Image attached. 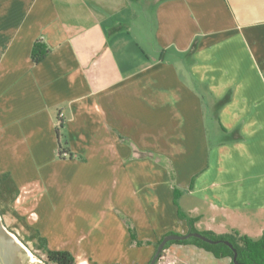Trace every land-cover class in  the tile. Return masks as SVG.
Masks as SVG:
<instances>
[{
    "label": "crops",
    "instance_id": "1",
    "mask_svg": "<svg viewBox=\"0 0 264 264\" xmlns=\"http://www.w3.org/2000/svg\"><path fill=\"white\" fill-rule=\"evenodd\" d=\"M2 176V216L78 264L148 262L178 212L262 238L264 0H0Z\"/></svg>",
    "mask_w": 264,
    "mask_h": 264
},
{
    "label": "trees",
    "instance_id": "2",
    "mask_svg": "<svg viewBox=\"0 0 264 264\" xmlns=\"http://www.w3.org/2000/svg\"><path fill=\"white\" fill-rule=\"evenodd\" d=\"M47 54H48V49L46 45L42 43L41 41H36L32 46L30 58L34 64H38L45 59ZM62 153L63 152H61L60 150L59 151L60 157ZM5 178L6 176L0 177V182L3 181ZM179 196L180 194L176 191L174 194V202L176 205H177V200ZM178 216L180 219L185 220L188 223V225L190 226V232L197 233L191 226L192 220L190 218L181 214V212H178ZM199 234L209 239H212V240L228 241L237 252V262L239 264H264V235L259 240L254 241L244 236H240L237 233L224 235V236H214L213 234H209V233H199ZM169 235H172V234H169ZM130 237H131V241L136 246L146 245V243L137 241L134 230H130ZM162 239L163 237L155 243L154 245L155 250ZM173 244H178V245L192 244L198 248L204 249L205 251L211 253L217 259L230 258L231 264H233V261H232L233 252L230 248H228L224 244L209 245L200 240L191 238L186 241L168 242L164 246L163 251L168 249ZM35 247L37 250L42 251V253L46 256L47 262L50 264H76L75 258L70 253L64 252V251L49 250L46 247L45 240L42 238L37 240ZM155 250H154V253H155Z\"/></svg>",
    "mask_w": 264,
    "mask_h": 264
},
{
    "label": "water",
    "instance_id": "3",
    "mask_svg": "<svg viewBox=\"0 0 264 264\" xmlns=\"http://www.w3.org/2000/svg\"><path fill=\"white\" fill-rule=\"evenodd\" d=\"M197 239L209 245L224 244L233 252V264L237 262V252L228 241L212 240L199 233L189 232L185 235H167L158 244L154 255L152 256L149 264H155L168 242L173 241H186L188 239ZM0 264H42L32 258L27 249L5 228L2 217L0 215Z\"/></svg>",
    "mask_w": 264,
    "mask_h": 264
},
{
    "label": "rangeland",
    "instance_id": "4",
    "mask_svg": "<svg viewBox=\"0 0 264 264\" xmlns=\"http://www.w3.org/2000/svg\"><path fill=\"white\" fill-rule=\"evenodd\" d=\"M14 191H15V185H13L12 181L3 180L0 182V215L3 220V224L5 228L8 230V232H10L27 249L29 255L32 258H34L35 260H37L42 264H50L47 262L46 256L42 253V251L36 249L32 241L33 239H35V236L32 234V231L26 228L25 226H23V224L14 214H4V216H2V201L3 200L10 201ZM146 246L147 245H144V247ZM136 254L139 256V254H142V251H137ZM151 258L148 260V262L142 263L141 260H138L137 262L140 264H145V263L149 264ZM155 264H190V263L186 262L184 258L179 257L174 252H171L166 249L165 251L161 252L160 257H158Z\"/></svg>",
    "mask_w": 264,
    "mask_h": 264
}]
</instances>
